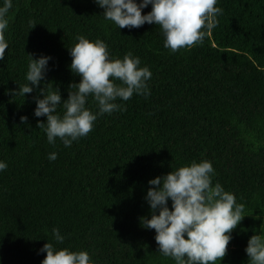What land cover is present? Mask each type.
<instances>
[{
    "label": "trees",
    "instance_id": "16d2710c",
    "mask_svg": "<svg viewBox=\"0 0 264 264\" xmlns=\"http://www.w3.org/2000/svg\"><path fill=\"white\" fill-rule=\"evenodd\" d=\"M12 3L0 61V264H41L47 242L87 251L92 264H175L139 223L150 212L148 181L202 160L212 163L213 185L244 205L220 264H249L247 242L264 232V0H218L216 27L176 52L158 25L119 30L94 0ZM77 35L104 41L113 59L131 52L152 76L147 97L117 100L123 111L98 116L65 148L37 127L46 117L34 116V97L58 88L63 102L79 83L69 55ZM27 55L51 57L48 71L32 93L13 96L27 83ZM86 107L98 111L91 96Z\"/></svg>",
    "mask_w": 264,
    "mask_h": 264
},
{
    "label": "clouds",
    "instance_id": "9594fccd",
    "mask_svg": "<svg viewBox=\"0 0 264 264\" xmlns=\"http://www.w3.org/2000/svg\"><path fill=\"white\" fill-rule=\"evenodd\" d=\"M106 21L116 27L139 28L145 23L158 25L164 37V47L176 52L203 42L207 32L216 27L217 16L222 9L216 7L218 0H94ZM151 11L142 15L143 9ZM13 7L12 0H0V61L9 45L5 39L8 28L7 15ZM32 25V22H29ZM34 27V26H33ZM77 43L69 49L70 70L79 76V83L69 85L68 98L62 102L58 88L45 87L34 97V116L46 117L38 122L49 144L57 138L65 148L92 131L98 116L123 111L117 100L128 101L133 94L147 97L148 81L152 73L147 66L141 67L139 57L128 52L122 59L110 58L107 44L96 39L90 41L82 35L75 37ZM29 57L25 79L12 95L25 97L44 81L51 57ZM119 81V83H117ZM89 96L98 111L86 107ZM42 97V98H41ZM62 109V114L58 113ZM21 123L27 117L20 118ZM55 161L57 154L48 155ZM7 169L0 160V172ZM215 175L208 160L190 162L186 166L148 181L144 197L149 206V216L140 217V226L155 231L158 252L171 258L175 264H217L226 255L231 232L244 218V205L236 202L233 193L225 191L220 183L213 185ZM171 201V210L168 202ZM57 243L64 242L58 228L52 229ZM249 264H264V232L252 235L245 248ZM46 253L41 264H92L87 251L57 250L52 243L40 249Z\"/></svg>",
    "mask_w": 264,
    "mask_h": 264
},
{
    "label": "bare ground",
    "instance_id": "6f19581e",
    "mask_svg": "<svg viewBox=\"0 0 264 264\" xmlns=\"http://www.w3.org/2000/svg\"><path fill=\"white\" fill-rule=\"evenodd\" d=\"M228 3V2H227Z\"/></svg>",
    "mask_w": 264,
    "mask_h": 264
}]
</instances>
